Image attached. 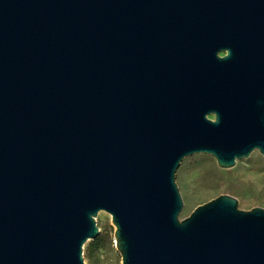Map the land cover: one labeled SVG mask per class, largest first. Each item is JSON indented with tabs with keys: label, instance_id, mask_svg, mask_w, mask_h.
I'll return each mask as SVG.
<instances>
[{
	"label": "water",
	"instance_id": "obj_1",
	"mask_svg": "<svg viewBox=\"0 0 264 264\" xmlns=\"http://www.w3.org/2000/svg\"><path fill=\"white\" fill-rule=\"evenodd\" d=\"M262 41L264 0H0V264H86L101 211L122 264H264L263 208L176 183L264 156Z\"/></svg>",
	"mask_w": 264,
	"mask_h": 264
},
{
	"label": "rangeland",
	"instance_id": "obj_2",
	"mask_svg": "<svg viewBox=\"0 0 264 264\" xmlns=\"http://www.w3.org/2000/svg\"><path fill=\"white\" fill-rule=\"evenodd\" d=\"M176 183L183 198L184 208L180 220L193 211L220 196L227 195L238 200L239 209L251 211L264 209V156L254 151L247 159L238 160L231 169H222L214 157L195 154L184 159L177 171ZM96 223L100 229L102 245L89 240L84 248L86 264H122L115 247V227L112 217L99 212Z\"/></svg>",
	"mask_w": 264,
	"mask_h": 264
},
{
	"label": "flooded vegetation",
	"instance_id": "obj_3",
	"mask_svg": "<svg viewBox=\"0 0 264 264\" xmlns=\"http://www.w3.org/2000/svg\"><path fill=\"white\" fill-rule=\"evenodd\" d=\"M260 45L264 47V41L260 42ZM230 52H233V50L230 48L229 45L223 46L219 51H218V57L219 58H225L229 55ZM264 53V50H263ZM214 119V117H212Z\"/></svg>",
	"mask_w": 264,
	"mask_h": 264
},
{
	"label": "trees",
	"instance_id": "obj_4",
	"mask_svg": "<svg viewBox=\"0 0 264 264\" xmlns=\"http://www.w3.org/2000/svg\"><path fill=\"white\" fill-rule=\"evenodd\" d=\"M95 244H96L97 246L102 245L101 238L96 239V240H95Z\"/></svg>",
	"mask_w": 264,
	"mask_h": 264
}]
</instances>
